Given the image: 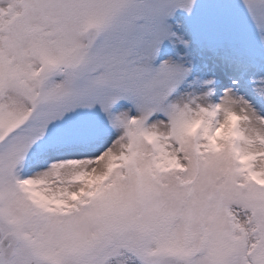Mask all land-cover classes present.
<instances>
[{
	"label": "snow or ice",
	"instance_id": "snow-or-ice-1",
	"mask_svg": "<svg viewBox=\"0 0 264 264\" xmlns=\"http://www.w3.org/2000/svg\"><path fill=\"white\" fill-rule=\"evenodd\" d=\"M0 264H264V0H0Z\"/></svg>",
	"mask_w": 264,
	"mask_h": 264
}]
</instances>
